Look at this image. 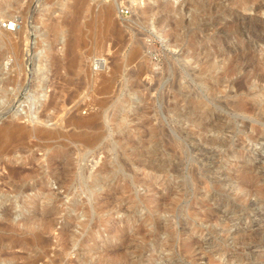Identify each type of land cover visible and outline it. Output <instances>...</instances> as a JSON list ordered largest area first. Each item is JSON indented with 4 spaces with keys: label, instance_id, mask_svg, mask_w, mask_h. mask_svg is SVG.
Segmentation results:
<instances>
[{
    "label": "rangeland",
    "instance_id": "obj_1",
    "mask_svg": "<svg viewBox=\"0 0 264 264\" xmlns=\"http://www.w3.org/2000/svg\"><path fill=\"white\" fill-rule=\"evenodd\" d=\"M30 2L0 46V264H264V0H0L1 28Z\"/></svg>",
    "mask_w": 264,
    "mask_h": 264
},
{
    "label": "bare ground",
    "instance_id": "obj_2",
    "mask_svg": "<svg viewBox=\"0 0 264 264\" xmlns=\"http://www.w3.org/2000/svg\"><path fill=\"white\" fill-rule=\"evenodd\" d=\"M37 2L40 1V0H36ZM18 4V3H17ZM17 4H12V5H9L11 6L10 8H14L16 9L17 8ZM32 9H33V6H32V3H27V5H25L21 10L18 11V14H19V20H21V25L18 24V19L17 20H13L15 21V24H11V22L7 25H10L13 27V31L14 33L12 32H8L9 30H3L0 26V46H7L8 44L10 45L11 49L13 50L14 52V57L16 59L20 58L21 56V46H22V43L23 42H27L31 36V29L30 27L28 26V24L30 23V19L32 21V16H31V12H32ZM47 19H45V22H48V20L46 21ZM8 21V20H7ZM52 24V23H51ZM10 33V34H9ZM181 36V35H180ZM176 37V36H175ZM173 38V37H172ZM172 42V41H171ZM31 44V43H30ZM32 45V44H31ZM1 54V53H0ZM4 54V53H2ZM134 54V53H133ZM3 56V55H1ZM60 62V61H59ZM99 65V64H98ZM56 66V65H55ZM232 66V65H231ZM228 68V67H227ZM231 68V67H230ZM138 74V73H136ZM140 74V73H139ZM132 75V74H131ZM141 76V75H140ZM255 76V75H254ZM148 78V77H147ZM150 78V77H149ZM149 80V79H148ZM257 82L258 83H264V78H258L257 79ZM174 88V87H173ZM239 88V87H238ZM184 94V93H183ZM185 96V95H184ZM185 98V97H184ZM193 98V97H192ZM51 102V101H50ZM58 105V103L55 101V102H51L50 104H48L47 107L49 108H56V106ZM177 107V106H176ZM203 108V107H202ZM59 109V108H58ZM43 111V110H42ZM64 111V110H63ZM31 113V112H30ZM186 113V112H185ZM70 115V114H69ZM95 118L97 119L96 117V114H91L89 116H86V117H81V116H78L76 115L75 113L71 114L68 119L66 120L67 123L69 125H72L76 128H82V127H92V124L94 123L95 121ZM197 118V117H196ZM196 121V120H195ZM146 123V122H145ZM94 126V125H93ZM204 130V129H203ZM23 131L21 130H17L16 129V133H15V138L16 139H22L24 136L22 134ZM44 132V135L48 136L49 133L46 132V131H43ZM39 134V133H38ZM35 138V137H34ZM219 143V142H218ZM237 163V162H236ZM235 165V164H234ZM259 170V169H258ZM207 171V170H206ZM21 171H19L20 173ZM249 173V171H248ZM263 174V173H261ZM18 175V174H17ZM250 175V174H249ZM253 177V176H252ZM19 178V177H17ZM254 178V177H253ZM229 181V180H228ZM226 184V183H225ZM230 184V183H229ZM236 186V185H235ZM242 186V185H241ZM74 188V187H73ZM251 188V187H250ZM29 189H26L25 191H27ZM44 190V189H43ZM42 195H44L45 197L48 195L46 193V190L42 191ZM31 200V199H30ZM33 202V201H32ZM27 204V205H26ZM32 203H21V206L25 207V206H30ZM219 207V206H218ZM215 209V208H214ZM3 213L5 214V216L8 217L9 215V212H8V209H4L3 210ZM223 215V214H222ZM225 216V215H224ZM210 217V216H209ZM201 218V217H200ZM226 218V217H225ZM9 225V224H8ZM7 227V226H6ZM223 227V226H222ZM221 228V227H220ZM3 229V228H2ZM217 229V228H216ZM219 229V227H218ZM217 229V231H218ZM224 229V228H223ZM239 231V230H238ZM238 231H235V232H238ZM146 237V236H145ZM137 239V238H136ZM194 239V238H192ZM45 240V239H44ZM197 240V239H196ZM136 241V240H135ZM201 241V240H200ZM204 242V241H203ZM202 242V243H203ZM136 243V242H135ZM135 245V244H134ZM200 246V243L197 242V241H189L187 244H186V247L185 249L187 251H193V248L194 246ZM121 250V249H120ZM132 250V249H131ZM26 255V254H25ZM109 255V254H108ZM199 255V254H198ZM200 261V260H199ZM195 262V260H194ZM199 263V262H198Z\"/></svg>",
    "mask_w": 264,
    "mask_h": 264
},
{
    "label": "built area",
    "instance_id": "obj_3",
    "mask_svg": "<svg viewBox=\"0 0 264 264\" xmlns=\"http://www.w3.org/2000/svg\"><path fill=\"white\" fill-rule=\"evenodd\" d=\"M121 13H122V16H127L129 14V11L127 9H125V10L121 11ZM7 24H8V22L3 24L2 27L5 30H9V31L13 30V27L10 25H7Z\"/></svg>",
    "mask_w": 264,
    "mask_h": 264
}]
</instances>
